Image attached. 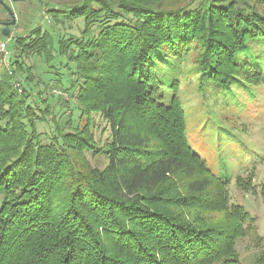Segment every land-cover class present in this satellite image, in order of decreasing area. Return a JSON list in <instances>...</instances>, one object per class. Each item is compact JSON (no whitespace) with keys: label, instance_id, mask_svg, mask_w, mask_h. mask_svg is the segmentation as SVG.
I'll use <instances>...</instances> for the list:
<instances>
[{"label":"trees","instance_id":"1","mask_svg":"<svg viewBox=\"0 0 264 264\" xmlns=\"http://www.w3.org/2000/svg\"><path fill=\"white\" fill-rule=\"evenodd\" d=\"M60 1L54 23L82 19V37L55 51L37 28L15 50L76 64L69 86H57L74 93L75 126L73 110L67 128L52 117L57 135L44 141L37 121L51 105L38 90L44 106H34L17 87L18 76L33 82L31 68L21 56L0 63V264H238L255 219L193 150L180 101L162 89H176L168 74L190 49L211 79L263 84L242 56L264 43V0ZM94 115L111 128L104 146ZM253 176L238 186L254 189Z\"/></svg>","mask_w":264,"mask_h":264},{"label":"rangeland","instance_id":"2","mask_svg":"<svg viewBox=\"0 0 264 264\" xmlns=\"http://www.w3.org/2000/svg\"><path fill=\"white\" fill-rule=\"evenodd\" d=\"M61 2L0 0V41L7 43L8 51L7 62L3 64L11 68L10 61L14 56H21L26 66L31 68L34 80L28 84L18 76L17 87L31 95L29 101L34 106H44L42 99L36 96L38 90L43 92V99L51 105V116L44 121H37L44 141L57 135V124L52 117L61 128H67L73 110V124L69 125L75 126L77 123L79 111L74 93L71 89L66 91L57 87L69 86V79L63 77L70 75V70L76 72V64L69 63L66 57H60L57 53L56 59L51 62L37 55H22L20 50H15L16 39L34 35L33 31L37 28L42 34L49 31L53 48L57 51L59 41L63 38L82 37V19L70 20L62 14L59 19L63 24L54 23L50 12L60 10L58 7H61ZM7 7L16 17V24L8 28L9 36L3 35L2 25L11 20ZM198 56L199 53L194 49L186 50L178 56L174 60L175 71L167 73L168 79H175L177 87L173 91L164 86L162 92L168 99L177 96L185 113L187 137L193 150L206 161L214 174L228 181L230 201L243 206L255 219L249 234L238 240L237 250L240 255L238 264H258V259L264 253V198L261 195L264 184V83H223L211 79L202 69V59ZM242 59L264 76L263 42L251 43ZM72 79L76 80V75ZM20 81L23 86H20ZM37 83L38 86L33 90ZM94 120L96 143L104 146L111 137V128L99 115H94ZM86 156L95 167L104 168L107 164L105 155L87 152ZM250 172L254 175L251 182L255 190L243 189L237 183L238 177L246 178Z\"/></svg>","mask_w":264,"mask_h":264},{"label":"water","instance_id":"3","mask_svg":"<svg viewBox=\"0 0 264 264\" xmlns=\"http://www.w3.org/2000/svg\"><path fill=\"white\" fill-rule=\"evenodd\" d=\"M13 2H25V1H28V0H11ZM10 15H11V20L10 21H7V22H4L2 23L3 27H4V30H3V35L5 36H9L10 35V30L8 29L9 26H12V25H15L16 24V17L13 13V11L7 7Z\"/></svg>","mask_w":264,"mask_h":264},{"label":"built area","instance_id":"4","mask_svg":"<svg viewBox=\"0 0 264 264\" xmlns=\"http://www.w3.org/2000/svg\"><path fill=\"white\" fill-rule=\"evenodd\" d=\"M7 59H8L7 43L4 41H0V63H6Z\"/></svg>","mask_w":264,"mask_h":264}]
</instances>
